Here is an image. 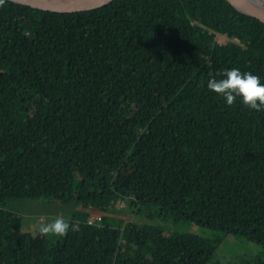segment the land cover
<instances>
[{"label":"trees","instance_id":"16d2710c","mask_svg":"<svg viewBox=\"0 0 264 264\" xmlns=\"http://www.w3.org/2000/svg\"><path fill=\"white\" fill-rule=\"evenodd\" d=\"M230 67L264 83V23L227 0H3L0 264H220L227 236L261 248L240 264H264V111L206 87ZM22 198L69 204V230H25L8 206Z\"/></svg>","mask_w":264,"mask_h":264},{"label":"rangeland","instance_id":"374dc122","mask_svg":"<svg viewBox=\"0 0 264 264\" xmlns=\"http://www.w3.org/2000/svg\"><path fill=\"white\" fill-rule=\"evenodd\" d=\"M215 41L224 44L228 41L225 35L216 34ZM8 206L22 217L23 227L30 233L37 231L40 223L46 222L56 216H64L69 220L71 206L36 198H22L10 200ZM152 225H158L168 232L193 233L210 235L211 230L199 227L189 222H176L162 218L148 220ZM53 238L57 235L45 234ZM261 248L241 237L227 236L216 251V260L220 264H240L244 257L259 255Z\"/></svg>","mask_w":264,"mask_h":264},{"label":"clouds","instance_id":"9594fccd","mask_svg":"<svg viewBox=\"0 0 264 264\" xmlns=\"http://www.w3.org/2000/svg\"><path fill=\"white\" fill-rule=\"evenodd\" d=\"M260 80L253 72L230 67L221 70L220 78L209 77L206 87L223 98L226 105H232L238 98L239 103L249 109L264 111V83ZM69 228V220L61 215L40 223L37 231L42 234L63 235Z\"/></svg>","mask_w":264,"mask_h":264},{"label":"water","instance_id":"95a60500","mask_svg":"<svg viewBox=\"0 0 264 264\" xmlns=\"http://www.w3.org/2000/svg\"><path fill=\"white\" fill-rule=\"evenodd\" d=\"M35 10L58 13L81 12L107 5L113 0H9ZM237 11L264 23V0H227Z\"/></svg>","mask_w":264,"mask_h":264},{"label":"built area","instance_id":"2783aa9c","mask_svg":"<svg viewBox=\"0 0 264 264\" xmlns=\"http://www.w3.org/2000/svg\"><path fill=\"white\" fill-rule=\"evenodd\" d=\"M88 211H89L88 223H93L99 220L102 215V213L99 210L91 206L88 207Z\"/></svg>","mask_w":264,"mask_h":264}]
</instances>
